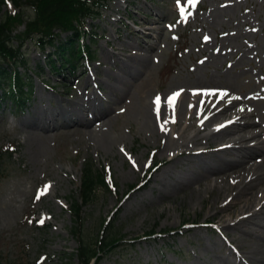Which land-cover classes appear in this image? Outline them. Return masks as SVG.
Instances as JSON below:
<instances>
[{
    "label": "rangeland",
    "instance_id": "1",
    "mask_svg": "<svg viewBox=\"0 0 264 264\" xmlns=\"http://www.w3.org/2000/svg\"><path fill=\"white\" fill-rule=\"evenodd\" d=\"M23 2L26 16L33 18L35 11L26 0ZM107 8L95 24L88 21L87 27L95 26L98 33L93 61L84 60L63 81L48 69L40 79L35 76L34 93L23 109L0 98V146L14 150L10 160L0 166L7 174L0 181L2 263L80 264L75 256L77 238L71 235L73 218L68 202L72 195L80 197L83 170L92 165L100 173L108 172L113 188L99 190L97 198L84 208V236L91 246L109 232L131 240L125 249L106 253L100 264H216L224 251L221 238L235 232L223 230L218 220L207 217L212 200L208 194L202 201L187 189L175 193L158 185L155 179L166 164L145 190L132 189L150 178L155 164L172 159L160 154L164 138H147L143 143L136 118L141 116L138 107L145 98L162 96L166 101L167 95L195 83H202L203 91L217 93L225 92L223 86H227L231 94L228 100L237 97L240 107L254 112L264 140V0H179V4L177 0H113ZM9 9L4 5L0 8V20ZM154 18H164L156 25L161 35L153 30L145 34L141 26L133 24L134 20ZM118 19L123 22L116 23ZM123 43H139L148 49L135 51L139 60L149 55L146 64L138 63L135 55L128 56L127 49L121 51ZM26 46L34 72L46 66L42 51L31 43ZM116 54L124 60L120 69L111 64ZM209 84L215 86L208 88ZM89 105L104 110L111 106L112 120L105 132L108 138L120 140L118 147L111 150L104 145L101 133L86 134L80 128L42 132L30 127L45 123L46 116L40 112L55 111L60 117L54 124L65 127L70 120L67 115H84L79 110ZM175 106L179 108V101ZM86 116H90L88 112ZM234 134V129H228L214 139ZM208 151L192 161L212 162L219 156L210 148ZM151 154L156 159L152 160ZM136 158L140 164L145 162L147 169L134 171ZM182 159L168 169L181 180L190 175ZM162 177L172 184V176ZM183 193L186 199L180 204ZM109 220L113 229H104ZM154 228L160 236L151 233ZM260 232L264 236V231ZM257 254L253 251L252 255L257 258Z\"/></svg>",
    "mask_w": 264,
    "mask_h": 264
},
{
    "label": "bare ground",
    "instance_id": "2",
    "mask_svg": "<svg viewBox=\"0 0 264 264\" xmlns=\"http://www.w3.org/2000/svg\"><path fill=\"white\" fill-rule=\"evenodd\" d=\"M119 6L120 3L117 4L116 10ZM163 21L164 18L154 19L148 24H161ZM142 24L145 25L144 22ZM154 27H145L144 33L151 34V30L156 32ZM121 46V51L125 52L127 49L128 56L136 57L139 53L135 51L146 49L139 43L136 46L123 43ZM154 47L151 51L155 49ZM147 57L149 55L142 57L141 60L137 57V62L146 64ZM120 63H124V60L116 54L111 64L120 69L122 66ZM206 86L210 88L215 85ZM223 87L226 89L223 93L208 92L202 90L205 88L202 83H195L189 88L184 87L182 92L167 95L171 97L176 94V100L173 102L169 101V98L165 101L162 96L145 98L142 106L138 107V110L141 109L139 113L141 116L136 118L140 123L138 134L145 144L147 138L165 139L166 143L160 154L171 155L172 159L166 163L167 168L161 170L159 177L155 179L158 185L170 188L169 190L175 193L187 189L191 196L198 195L197 197L202 201L205 199V194H208L209 199L212 200L206 211L207 217L218 220L219 227L223 230L231 229L235 232L224 238V251L219 255L216 264H264V236L260 232V230L264 231V140L261 137L263 131L260 123L254 120V112L240 107L237 97L228 100L231 96L230 90L227 86ZM158 101L161 105L156 104ZM177 101L179 108L175 106ZM79 111L84 112V115L78 112L67 115L70 120H67L65 127L58 126V123L54 124L55 118L60 117L58 111L40 112L41 116H46L45 123L42 126L35 123L30 127L42 132L55 131L56 128L67 127L73 130L80 128L86 134L93 132L99 136L101 133L104 145L111 150L118 147L116 143L120 140L108 138L105 132L112 120L111 106L108 110H104L89 105ZM87 112L89 117H85ZM215 122L218 124L214 125ZM52 124H54L53 129ZM228 129H234L235 134L214 139ZM208 148L213 154L219 155L214 161L204 160L200 163L192 161L193 158L209 154ZM224 153L233 157L220 156V154L226 155ZM151 158L156 159V155L151 154ZM181 158L185 161L182 163L186 166L187 174L190 173L188 179L185 178L187 180H181L172 169L168 170L173 164H179ZM124 160H126L125 156ZM189 161H192V164H188ZM133 164L134 171L137 172L148 167L145 162L140 164L138 158ZM193 169L197 173L194 171L191 173ZM165 175L172 176L171 185L163 179L162 176ZM164 196L167 197L169 194ZM185 199L186 195L183 193L180 204H183ZM216 244L219 242L216 241ZM253 251L258 252L257 258L252 255Z\"/></svg>",
    "mask_w": 264,
    "mask_h": 264
},
{
    "label": "trees",
    "instance_id": "3",
    "mask_svg": "<svg viewBox=\"0 0 264 264\" xmlns=\"http://www.w3.org/2000/svg\"><path fill=\"white\" fill-rule=\"evenodd\" d=\"M11 1L17 7V11L6 13L0 21V90H9L8 95L22 104L21 102L27 99L25 97L27 92L24 91L26 74L20 68L29 71L28 59L23 52L25 42L36 39V43L43 48L46 45H53L62 66L70 70L79 55L90 51L89 45L79 44L76 47L74 44L76 38H81L85 34L81 30L84 19L97 16L100 8L105 6L106 0H26L36 12L33 18L27 17L24 11L21 12L23 0ZM4 2L6 1L0 0V5ZM25 24L26 29L17 33L19 26ZM62 32H72V35L57 45L56 40L60 39ZM51 59V66L59 69L55 66L56 59ZM6 159V154L0 150V166L2 162H6ZM1 173L4 172L0 170ZM82 180L80 200L71 197L70 213L73 215L74 226L72 233L79 244L77 256L81 264H91L94 258L100 260V254H106L120 247L124 237L110 232L106 237L102 236L101 240L97 238L93 246L89 245L90 242L84 236V206L92 203L99 190H107L108 184L105 173L95 170L92 165L85 167Z\"/></svg>",
    "mask_w": 264,
    "mask_h": 264
},
{
    "label": "snow or ice",
    "instance_id": "4",
    "mask_svg": "<svg viewBox=\"0 0 264 264\" xmlns=\"http://www.w3.org/2000/svg\"><path fill=\"white\" fill-rule=\"evenodd\" d=\"M178 4H179V0H177ZM192 3H195L196 0H191ZM42 222V221H41Z\"/></svg>",
    "mask_w": 264,
    "mask_h": 264
}]
</instances>
